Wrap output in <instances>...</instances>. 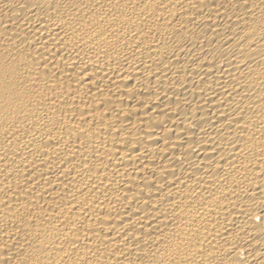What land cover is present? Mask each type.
Here are the masks:
<instances>
[{"label": "bare ground", "instance_id": "6f19581e", "mask_svg": "<svg viewBox=\"0 0 264 264\" xmlns=\"http://www.w3.org/2000/svg\"><path fill=\"white\" fill-rule=\"evenodd\" d=\"M0 264H264V0H0Z\"/></svg>", "mask_w": 264, "mask_h": 264}]
</instances>
